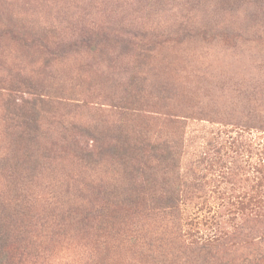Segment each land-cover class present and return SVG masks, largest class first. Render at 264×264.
I'll use <instances>...</instances> for the list:
<instances>
[{
  "label": "rangeland",
  "instance_id": "374dc122",
  "mask_svg": "<svg viewBox=\"0 0 264 264\" xmlns=\"http://www.w3.org/2000/svg\"><path fill=\"white\" fill-rule=\"evenodd\" d=\"M108 22L152 29L158 35L153 49L139 56L136 50L110 45L103 53L73 46L72 27ZM14 25L45 36L51 54L18 35L0 37V201L13 196L21 182H13L11 167H37L24 185L31 201L40 203L36 211L46 207V198L61 204L99 200L95 193L85 196L89 183L113 191L110 199H130L129 182L115 161H91L83 167L84 161L77 164L72 153L62 151V130L68 126L65 138L71 143L81 135L76 124L144 129L158 141L179 136L181 166L173 168L171 177L199 186L187 194L181 188L178 195L198 202L185 213L193 233L211 237L223 224L234 225L240 202L264 201V132L248 127L256 113L252 107L259 106L264 114V95L256 96V91L264 92V17L252 5L232 9L213 0L191 7L185 0H0V28ZM13 87L20 103L25 91L44 94L47 104L40 106L37 124L48 136V129L60 131L52 139L61 145L46 157L41 151L47 134L33 139V162H24L18 153L8 119L6 99ZM172 115L179 116V127L168 125ZM106 132L98 144L112 140ZM23 146L21 152L30 151ZM174 181L168 184L174 186ZM109 230L100 234L109 249L105 264H141L135 251L114 241ZM94 245V239L70 228L30 264H86L95 259ZM226 247L227 256L242 253L235 244Z\"/></svg>",
  "mask_w": 264,
  "mask_h": 264
},
{
  "label": "trees",
  "instance_id": "16d2710c",
  "mask_svg": "<svg viewBox=\"0 0 264 264\" xmlns=\"http://www.w3.org/2000/svg\"><path fill=\"white\" fill-rule=\"evenodd\" d=\"M203 1L205 0H185V3H189L191 7ZM208 1L210 0H206ZM213 1L232 9L244 4L252 5L254 11L264 17V0ZM133 27L134 24L130 23L126 26H111L109 22L98 25L78 24L71 28L73 32L76 31L73 46H84L90 51L98 49L99 53H103L104 46L110 45L121 51L136 50L141 52L137 55H145L153 49V41L158 35L152 29L135 27L134 30ZM4 28H0V37L7 34L18 35L30 45H38L51 54L47 50V40L44 41L46 37L36 33L35 29H24L15 25ZM113 48L112 51H115ZM15 88L9 89L6 99L8 119L18 143V153L23 155L24 162H33V139L39 141L43 132L48 136V132L37 124L39 108L47 102L41 92L28 90L21 93L20 103L15 97ZM25 95H29L28 98H23ZM259 95L262 97L264 92L256 91V96ZM259 108H251L256 113L248 127L264 132V114H260ZM172 116L167 119L168 125L179 127V116ZM114 126L112 129L99 130L94 125L76 124L74 128L81 135L75 140L72 139L71 143L65 138L68 131L66 126L61 132L64 136L61 138L64 146L53 140L52 134L60 131L48 129V146L43 144L46 147L42 149L41 154L46 157L51 148L61 145L64 153H72L71 160L77 164L84 161L83 167L89 166L91 161L97 163L112 159L123 167L122 174L129 182L127 192L134 199H110L108 196L113 195V191L101 190L97 185L89 183L90 188L85 196L95 193L100 197L99 200L85 198L80 203L61 204L59 199L46 198V207L42 208L41 205L36 211L34 207L37 206L36 203H40L31 201L24 185L33 180L37 167H11V179L13 182H21L13 190V196L0 201V264H30L38 261L46 253L47 246L64 236L70 228L85 238L94 239L95 259H89L86 264H105L109 249L105 246V241L100 239V234L108 227L113 231L110 237L114 241L118 240L117 243L124 246L126 244L128 248L133 249L137 262L141 264H174L175 260H182V264H264V201L240 202L234 225L228 227L226 223L223 224L217 234L211 237L198 235L197 231L193 233L185 213L198 202L180 200L178 195L182 189L185 194L188 189L193 193L199 186L194 182L187 184V181H181L178 173L176 181L171 177L173 168L181 166L179 148L183 141L179 142V136L176 134L158 141L146 135L144 129L136 132L135 129L129 128L126 131L121 125ZM105 131L107 132L104 135H110L112 140L106 144H98ZM23 145H29L30 151L25 148L21 152L19 146ZM197 167L200 165L197 164ZM43 169L49 170L47 167ZM159 172L161 175L156 179ZM170 181L176 184H168ZM157 184L163 185L164 189ZM138 194L142 196L136 197ZM145 194L150 197L145 199ZM234 244L242 249L241 255L234 258L225 255L226 245ZM115 248L117 250L118 244Z\"/></svg>",
  "mask_w": 264,
  "mask_h": 264
}]
</instances>
